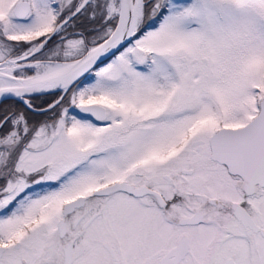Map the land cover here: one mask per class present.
I'll return each instance as SVG.
<instances>
[{"label":"snow or ice","instance_id":"obj_1","mask_svg":"<svg viewBox=\"0 0 264 264\" xmlns=\"http://www.w3.org/2000/svg\"><path fill=\"white\" fill-rule=\"evenodd\" d=\"M0 264H264V0H0Z\"/></svg>","mask_w":264,"mask_h":264},{"label":"flooded vegetation","instance_id":"obj_2","mask_svg":"<svg viewBox=\"0 0 264 264\" xmlns=\"http://www.w3.org/2000/svg\"><path fill=\"white\" fill-rule=\"evenodd\" d=\"M41 102H42V101H39V100L36 101V103H38V104L41 103ZM5 103H11V101H6Z\"/></svg>","mask_w":264,"mask_h":264}]
</instances>
